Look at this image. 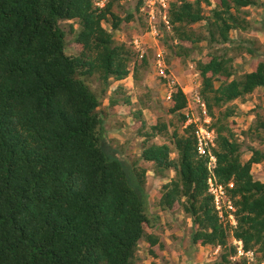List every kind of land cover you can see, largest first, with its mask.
Returning a JSON list of instances; mask_svg holds the SVG:
<instances>
[{
	"label": "trees",
	"instance_id": "obj_1",
	"mask_svg": "<svg viewBox=\"0 0 264 264\" xmlns=\"http://www.w3.org/2000/svg\"><path fill=\"white\" fill-rule=\"evenodd\" d=\"M98 1L0 0V264H133L139 241L161 248L160 239L147 231L151 216L146 169L139 162L151 163L158 177L169 169L175 172L162 185L158 205L167 210L183 200V211L192 220L191 243L222 249L215 264H234L229 232L245 250L260 252L264 262V182L251 173L253 164L264 162V150L250 147V157L242 161L233 133L216 123L208 125L215 133L212 170L208 156L196 151L194 123L184 126L182 133H172V147L147 143L150 136L144 133L147 138L137 158L124 157L112 145L98 108L110 83L128 75L130 52L125 53L123 44L115 45L112 33L102 26L109 17L116 18L113 29L121 22L111 10L112 0L101 8L95 6ZM219 1L205 22L209 42L225 43L230 29L250 27L238 11L259 0ZM143 2L138 1L136 10ZM168 18L172 40L177 41L169 47L189 56L200 37L185 28L205 18L200 0L171 1ZM65 20L78 24L69 29L81 46L76 55L66 53ZM164 32L161 25L158 35ZM135 37L131 48L144 61L146 54L135 47ZM196 66L208 117H213L214 105L264 87V60L217 87L214 77L232 75L229 59L212 53ZM88 78L100 82L101 88H92ZM116 100L109 97L110 104ZM170 100L172 113L187 106L179 87ZM123 101L129 103V97ZM179 116L185 122V114ZM152 128L162 132L165 125ZM173 150L176 159L170 157ZM210 175L227 189L235 227L212 205L207 192ZM151 254L159 253L151 248Z\"/></svg>",
	"mask_w": 264,
	"mask_h": 264
},
{
	"label": "rangeland",
	"instance_id": "obj_2",
	"mask_svg": "<svg viewBox=\"0 0 264 264\" xmlns=\"http://www.w3.org/2000/svg\"><path fill=\"white\" fill-rule=\"evenodd\" d=\"M138 1L112 0L111 10L118 15L121 22L117 29L112 28L113 23L116 22L114 17H109L102 23V26L112 33L113 43L123 44L125 53L130 52L128 75L110 83L106 94L100 99L98 108L105 122L107 137L112 140V145H116V149L128 158L139 156L147 138L144 134L146 132L150 136L147 143L164 142L172 147V133L174 131L182 133L186 126L179 112L184 114L190 112L197 124L203 122L199 110L190 101V89L194 88L200 92L202 88V78L196 66L197 60L207 58L212 53L221 55L223 53L225 58L229 59L232 75L227 79L214 77L212 80L214 87L225 80L230 81L239 78L243 73L252 71L258 61L264 60V0H259L256 6L243 7L238 11L240 17H245L249 21L250 27L230 29L228 41L225 43L209 42L205 22L206 17L211 15V9L219 7L220 1L208 0L209 3H207L205 0H200L205 18L184 27L185 30L191 28L200 37L197 44L192 47L189 56H184V51H180L177 47H169L177 43L176 39L172 40L174 29L171 23L170 30L162 35L151 34L141 12L136 10ZM171 1L174 0H169V6ZM129 12L131 17L127 19ZM62 26L69 31L70 26L76 29L78 24L76 20H65ZM73 36V32L69 31L66 43V53L69 55H76L81 50V46L74 42ZM133 36L142 37L143 43L140 48L146 54L144 61H140L139 57L137 59L131 48L130 41ZM184 45L191 47L189 42H184ZM175 51H178L181 56H176ZM157 52H161L164 56L168 66V79L157 74L154 65ZM88 80L92 88H101V83L94 78H88ZM168 80L174 81V84H170ZM177 87L181 91V88L187 91L185 97L189 99V105L187 104L178 113H172L169 111L172 102L166 96L167 91L174 92ZM112 95L117 98L114 104H110L109 101ZM125 97H129L127 104L123 101ZM212 113L213 117L209 116L210 123H216V126H228L233 133L232 138L240 145L242 161L250 157V147L264 150V87L257 88L243 98L235 99L222 106L214 105ZM137 120L143 121L141 127ZM162 124L165 125V130L162 132L153 130L154 125L161 127ZM170 157L176 159L177 153L173 150ZM139 163L146 169L145 188L149 196L148 212L151 216L147 231L153 232L160 239L162 247L158 248L157 245L149 247L147 242L139 241L133 264H215L222 249L216 245L191 243L192 220L183 211V200L167 210L158 205L162 185L170 181L175 176V172L169 169L164 176L158 177L154 175L151 163ZM251 173L254 179L264 182V162L253 164ZM230 234L229 232L228 241L232 243L234 237ZM151 248H155L160 255L151 254ZM257 253L260 264L263 262L259 260L262 256L260 252L257 251ZM233 262L234 264L243 263L238 260Z\"/></svg>",
	"mask_w": 264,
	"mask_h": 264
},
{
	"label": "built area",
	"instance_id": "obj_3",
	"mask_svg": "<svg viewBox=\"0 0 264 264\" xmlns=\"http://www.w3.org/2000/svg\"><path fill=\"white\" fill-rule=\"evenodd\" d=\"M106 0H99L95 3L96 7L101 8L104 5ZM142 16L145 18L147 27L149 28L151 34L157 35L159 33L160 26H164L166 31L170 30V23L168 18L169 12V0H144L143 5L140 8ZM143 43L142 37L136 36L134 39L135 47L139 49L142 53L144 52L140 45ZM154 65L157 71V74L162 78L168 79L166 73V63L164 56L161 52H157L154 57ZM170 84H174L172 80H168ZM183 93L186 95L187 91L184 88H181ZM171 90L167 91V99L170 100ZM190 101L195 105L203 117V122L197 124L195 120L192 119V114L190 112L185 113L186 120L185 125L189 123H195V138H196V151L199 155H207L209 158L208 166L209 169H213L215 166V157L212 155L210 148L215 146V133L213 130L208 129L210 123V118L207 115L206 106L202 100L199 91L197 89H190ZM188 105L189 99L187 98ZM191 109V107L189 108ZM228 188L233 186L232 182L227 183ZM207 192L212 196V205L216 210L220 218L226 214V219L228 223L232 226H236L235 217L232 214L233 204L230 200V197L227 193L226 187L217 182L214 176H209L207 178ZM225 212V214H224ZM232 244L235 246L234 255L231 257L232 261L244 259L247 261V264H259L257 263V253L254 250H245L242 245V241L233 238ZM264 264V262L260 263Z\"/></svg>",
	"mask_w": 264,
	"mask_h": 264
},
{
	"label": "clouds",
	"instance_id": "obj_4",
	"mask_svg": "<svg viewBox=\"0 0 264 264\" xmlns=\"http://www.w3.org/2000/svg\"><path fill=\"white\" fill-rule=\"evenodd\" d=\"M184 94V93H183ZM185 95V94H184ZM186 100H187V98H186ZM195 124V123H194Z\"/></svg>",
	"mask_w": 264,
	"mask_h": 264
}]
</instances>
